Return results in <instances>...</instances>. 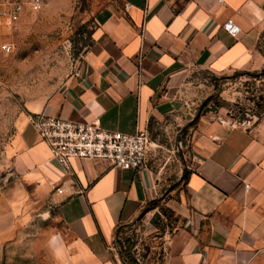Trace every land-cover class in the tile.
<instances>
[{"label":"crops","instance_id":"0c3cea01","mask_svg":"<svg viewBox=\"0 0 264 264\" xmlns=\"http://www.w3.org/2000/svg\"><path fill=\"white\" fill-rule=\"evenodd\" d=\"M93 20L90 44L61 91L31 114L99 118L102 128L125 134L147 129L153 148L146 167L71 158L65 168L27 118L12 183L50 200L63 240L67 233L91 264H116L118 228L168 194L172 229L146 264H264V112L247 127L198 116L201 105L184 77L264 71V0H109ZM227 21L240 28L237 34L225 29ZM184 128L191 163L177 154Z\"/></svg>","mask_w":264,"mask_h":264},{"label":"rangeland","instance_id":"374dc122","mask_svg":"<svg viewBox=\"0 0 264 264\" xmlns=\"http://www.w3.org/2000/svg\"><path fill=\"white\" fill-rule=\"evenodd\" d=\"M108 1L44 0L39 12L24 17L18 33L0 32L3 41L12 43L10 51L0 49V264H83L80 259L91 264L67 233L63 240L65 232L50 200L21 193L11 179L25 121L35 106L61 91L74 59L90 44L94 12ZM184 77L196 104L208 100L205 108L216 106L207 113L223 125L237 126V120L249 123L264 112V71L219 78L196 72ZM187 132L188 128L180 131L176 148L191 163ZM172 197L168 194L141 219L118 228L112 251L116 264H129L123 257L129 244L137 264L156 257L172 229V213L166 205Z\"/></svg>","mask_w":264,"mask_h":264},{"label":"built area","instance_id":"2783aa9c","mask_svg":"<svg viewBox=\"0 0 264 264\" xmlns=\"http://www.w3.org/2000/svg\"><path fill=\"white\" fill-rule=\"evenodd\" d=\"M43 4L44 0H0V32L18 33L24 17L39 12ZM130 8L129 4H124L126 11ZM224 27L233 35L240 30L232 21H227ZM11 44L0 37V49L10 51ZM75 75L78 76L79 72L76 71ZM28 119L47 144L51 157L65 168H68L71 158H82L103 161L123 170L137 171L146 167L148 153L153 148L147 129L137 128L135 133L125 134L102 128L99 118L92 122H72L45 113L30 114ZM258 119L259 117H252L249 123L237 120V126L234 127H247ZM52 190L62 191L55 186ZM246 190L249 191V186H246Z\"/></svg>","mask_w":264,"mask_h":264},{"label":"trees","instance_id":"16d2710c","mask_svg":"<svg viewBox=\"0 0 264 264\" xmlns=\"http://www.w3.org/2000/svg\"><path fill=\"white\" fill-rule=\"evenodd\" d=\"M187 179V171H184L181 181H185ZM158 201L152 202L148 207L145 209V211H149V209L153 208L154 205L157 204ZM131 244L128 245V249H125V254H123V257L128 261L129 264H137L132 253H130Z\"/></svg>","mask_w":264,"mask_h":264},{"label":"water","instance_id":"95a60500","mask_svg":"<svg viewBox=\"0 0 264 264\" xmlns=\"http://www.w3.org/2000/svg\"><path fill=\"white\" fill-rule=\"evenodd\" d=\"M208 100L204 101L203 104L200 106L199 108V111H198V116L201 114V113H206L208 111H210V109L212 108V110H217V107L216 106H212L211 108L210 107H206L205 108V105L207 104ZM148 211H144L140 216H139V219H141L145 214H147Z\"/></svg>","mask_w":264,"mask_h":264}]
</instances>
